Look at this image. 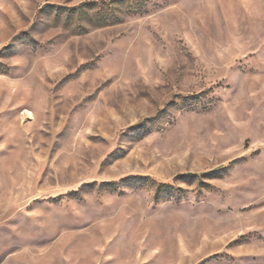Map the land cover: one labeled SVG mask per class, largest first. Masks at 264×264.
I'll use <instances>...</instances> for the list:
<instances>
[{"label": "rangeland", "instance_id": "rangeland-1", "mask_svg": "<svg viewBox=\"0 0 264 264\" xmlns=\"http://www.w3.org/2000/svg\"><path fill=\"white\" fill-rule=\"evenodd\" d=\"M0 264H264V0H0Z\"/></svg>", "mask_w": 264, "mask_h": 264}]
</instances>
